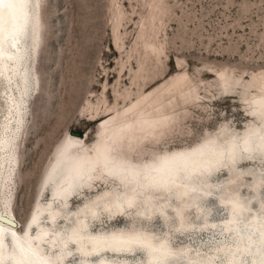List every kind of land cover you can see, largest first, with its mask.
I'll return each instance as SVG.
<instances>
[{
	"label": "rangeland",
	"instance_id": "rangeland-1",
	"mask_svg": "<svg viewBox=\"0 0 264 264\" xmlns=\"http://www.w3.org/2000/svg\"><path fill=\"white\" fill-rule=\"evenodd\" d=\"M38 6L36 0H30L24 63L29 90L21 97L25 102L15 104L19 95L16 84L11 92L0 76V138L7 141L6 149H0V160L5 159L0 167V208H5L6 202L5 210L16 215L22 225L36 198L41 176L64 140L70 136L84 137L87 147L101 142L105 120L128 109L145 94L153 91L151 96L159 95L177 76L186 73L193 97L177 109V120L169 129L162 130L158 137H163H159L157 144L136 148L138 156L129 154L132 144L124 145L131 160L144 163L162 152L189 147L211 137L225 146L226 154V137L233 136L240 147L242 136L253 126H259L260 120L253 118L251 111L264 101V0H41V8ZM11 97L14 101L10 109ZM263 115L259 111L254 114L257 118ZM257 140V145L264 147V142ZM254 156L255 159L246 153L240 156L238 169H251L243 173L244 184L240 187V183L236 188L232 181L228 182V171L222 165L210 177L208 195L198 188H189L203 194L196 198L197 204L182 208L192 223L191 231L185 232L178 225L174 210L185 204L176 202L177 188H173L171 208H165L169 215L154 209L153 218L147 220L140 217L139 209L124 216H111L109 209L116 206L117 180L111 175L114 170L111 174L97 173L95 185L85 190L83 196L68 203L54 199L52 191L67 186V153L61 155L52 184L40 202L47 212L60 211V221L52 228L69 237L72 248V228L85 218L92 233L144 229L160 238L169 230L168 241L174 247V255H187L183 252L187 248L190 254L201 255L200 263L212 259L223 264L231 254L223 248L237 247L224 230L225 224H233L228 219L226 202H221L228 196L229 186L239 189L250 204L237 222L245 233L239 242L251 240L248 250L251 246L263 248L258 233L245 236L264 226V157L262 153ZM250 174L263 180L254 189L258 197L252 196L253 180L245 177ZM103 177L106 183L100 181ZM122 196L124 193L117 197ZM200 205V211L195 209ZM93 207H97L94 212ZM161 213L163 218L158 216ZM209 220L217 226L213 227ZM43 221L48 225L46 218ZM134 249L132 255L107 257L132 264H152L148 263L147 250ZM251 254L243 253L240 261L255 264ZM186 261L182 257L174 264ZM82 262L77 256L67 261ZM90 262L99 264L95 259Z\"/></svg>",
	"mask_w": 264,
	"mask_h": 264
},
{
	"label": "bare ground",
	"instance_id": "bare-ground-1",
	"mask_svg": "<svg viewBox=\"0 0 264 264\" xmlns=\"http://www.w3.org/2000/svg\"><path fill=\"white\" fill-rule=\"evenodd\" d=\"M36 1L39 5L38 7L41 8V0ZM29 5L30 0H28L26 7L17 10L14 21L8 19L7 9H4L5 19L3 31L0 32V76L9 86L11 92H13V86L16 84L19 95L15 104L19 103V101L25 102L24 98L21 99V97L29 90L28 72L24 64L28 52L25 39L27 37V26L29 23ZM186 77V73L177 76L175 81L165 88L163 92H160L159 95L151 96L152 91L151 93L143 95L142 98L128 109L117 111L110 119H100L99 122L105 120L103 123L105 130L103 131V139L101 142L87 147L84 137L70 136L56 148L51 161L41 176L39 190L37 191L36 198L25 224L22 225L13 213L8 212L5 208H0V212L18 223V226H13V224H9L7 221L0 220V264H68L67 261L74 256L84 260L81 264H91V259L97 260L99 264H132L124 259L110 260L107 256L110 254L113 256L132 255L135 253V247L148 251V263L174 264L183 257L187 259L184 264H203L200 263L202 261L200 260L201 255H192L187 248L183 249V252H186L187 255L183 253H181L182 255H174V247L168 241L170 238L169 230L166 231L167 235L160 238H156L152 231H146L144 229L130 231L118 229L92 233L89 232V224L85 218H82L79 224L72 228L70 238H72L73 244L75 243L72 248L69 243V237L57 233L56 229L52 228L60 221V211L58 209H50L47 212L44 205L40 202L43 193L52 184V180L54 179L53 171L60 163L61 155H66L67 153L68 167L64 173V177L68 179L67 186L64 189H56V192L52 191L51 195L54 199H61L62 202L65 201L68 203L76 197L83 196L82 193L85 190L95 185V175L97 173L104 171L107 173L110 172L111 174L113 173L112 170H114L116 173L114 172L111 175L117 180L114 189L116 206L115 208L109 209L111 216H124L128 211L140 209L139 212L142 213L140 217L148 220L153 218L155 214L154 209H160L163 213H167L165 208L168 209L171 205V195L175 193L173 188H177L175 194L176 202L185 204L183 206L181 205L178 209L174 208L178 225L183 227L185 232L191 231L189 226L192 223L187 219L186 209L182 208L197 204L198 201L196 198L203 194L196 191H189V188H198L203 190L205 195H208L211 192L210 177L222 165L228 171V182L232 181L236 188V184L240 183L238 184L240 187V185L244 184L243 173L251 170L247 168L238 169V161L242 159L240 156H244L246 153V155L255 159L254 157L256 156L254 154L262 153V157H264V147L258 146L257 142H255L256 139H258V143L264 142V101L262 105H257L251 111V116L260 120L259 126H253L248 133L242 136L240 139V147L236 145L233 136L226 137V154H224L225 146L220 142L212 141L211 137L189 147L162 152L155 158L147 160L144 163H136L128 158V154L124 150V145L131 146L132 144L133 146L129 154L138 156L139 153L135 151L136 148L148 144H157L161 136L163 137V135L159 136L160 138L158 137L161 132L163 134L162 130L170 127L177 120V109L182 104L189 102L188 100L193 97L191 83ZM19 80L21 83L18 82ZM164 85H167V83ZM176 96H179L180 99L177 100ZM13 101L11 97L9 102L10 109ZM255 111H259L263 116L255 117ZM111 122L113 124L108 125ZM4 126L6 127V124ZM257 135H259V138ZM6 144V139L4 137L0 138V149L4 151L7 146ZM4 163L5 159L3 158L0 160V167H3ZM247 176H250L253 180V183L251 181L253 187L251 189L253 190L252 196L255 195V197H258V192L255 190L258 187L257 185H262V178L255 174L245 175V177ZM100 181L107 182L104 177L100 178ZM211 185L214 186L212 183ZM236 188L231 189L229 186L228 189H230V192L228 191V196L221 202H226L230 214L228 219L230 222L233 221V224H225V233L232 236L233 241L240 249L237 250L235 246H232L231 249H229V246L224 247L223 249H226L225 253H228L230 250L231 257L229 256L228 262L223 264H248L244 260L240 261L239 257L243 253H249L250 251L253 252L250 256L252 262L255 264H264V226L259 229V232L254 229V232L246 233L245 235L249 236L252 234L256 236L258 233L263 248L251 246V249L248 250L247 247L250 248L251 240L239 242V238L241 240L244 239L243 234L245 233L240 230L237 222L245 214L246 210H248L250 204L242 198L241 193L238 191L239 189ZM123 193L124 196L122 198L117 197ZM105 202L108 203L106 200ZM137 203H141L140 206ZM109 207L110 204H107L106 208ZM200 208L201 205L195 209L200 211L203 207ZM96 209L97 207H93L92 211L94 212ZM145 209L150 210L145 212ZM254 214L251 213L252 218L257 219V216ZM158 216L163 218L164 215L161 213ZM43 218H46L48 225L43 224ZM209 222L212 223L213 227L217 226L213 220H209ZM231 226L233 229H236L231 231ZM33 229L36 232H33ZM11 234H15L17 244L24 245L25 251L23 253L18 249L14 250ZM113 237L129 238L138 242L115 243ZM9 240L11 241V245ZM29 244L31 245L30 248L28 247ZM204 264L217 263L215 260L209 259L204 261Z\"/></svg>",
	"mask_w": 264,
	"mask_h": 264
},
{
	"label": "snow or ice",
	"instance_id": "snow-or-ice-1",
	"mask_svg": "<svg viewBox=\"0 0 264 264\" xmlns=\"http://www.w3.org/2000/svg\"><path fill=\"white\" fill-rule=\"evenodd\" d=\"M28 0H0V32L3 31V23L5 19V12L4 9H7V17L9 20L14 21L16 19L17 10L23 9L27 6ZM4 203V207L7 208V203ZM17 212H19V208H17ZM0 220L7 221L9 224H16L15 220H11L7 215L0 212ZM12 235V242L14 250L18 249L21 253L25 251L23 244H17V238L15 234ZM113 241L115 243H134L138 241H134L129 238H122V237H113ZM25 243H27L25 241ZM28 247L30 248L31 245L29 244Z\"/></svg>",
	"mask_w": 264,
	"mask_h": 264
},
{
	"label": "water",
	"instance_id": "water-1",
	"mask_svg": "<svg viewBox=\"0 0 264 264\" xmlns=\"http://www.w3.org/2000/svg\"><path fill=\"white\" fill-rule=\"evenodd\" d=\"M11 220H13V219H11ZM13 226H18V223L13 224ZM171 257H173V256H171ZM171 257H168V258H171Z\"/></svg>",
	"mask_w": 264,
	"mask_h": 264
}]
</instances>
